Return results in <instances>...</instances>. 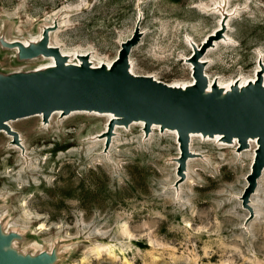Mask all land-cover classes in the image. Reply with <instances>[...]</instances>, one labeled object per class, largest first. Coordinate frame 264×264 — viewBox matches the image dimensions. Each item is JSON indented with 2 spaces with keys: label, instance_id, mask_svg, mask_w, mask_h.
<instances>
[{
  "label": "rangeland",
  "instance_id": "374dc122",
  "mask_svg": "<svg viewBox=\"0 0 264 264\" xmlns=\"http://www.w3.org/2000/svg\"><path fill=\"white\" fill-rule=\"evenodd\" d=\"M228 9L201 55L209 80L228 82L253 77L264 54V0H0V35L34 41L56 20L57 46L106 63L140 15L132 71L175 85L192 81L186 41L201 45ZM225 34L232 42L220 41ZM9 49L0 45V72L43 60H18ZM55 114L48 123L10 121L21 150L0 131V223L22 232L20 251L56 245L55 264H264L263 172L249 195L251 218L243 206L253 147L195 138L181 177L172 130L145 135L140 123L114 124L105 149L106 115Z\"/></svg>",
  "mask_w": 264,
  "mask_h": 264
},
{
  "label": "water",
  "instance_id": "95a60500",
  "mask_svg": "<svg viewBox=\"0 0 264 264\" xmlns=\"http://www.w3.org/2000/svg\"><path fill=\"white\" fill-rule=\"evenodd\" d=\"M225 15L222 19H224ZM139 15L132 35L122 41L116 58L109 66H93L89 55H79L80 63L68 61L60 47L49 44V32L57 28L44 26L37 40L27 44L19 40L7 41L0 35V45L16 50L18 60L53 57L54 64L43 68L0 72V130L11 136V142L21 149L19 133L8 121L31 115H42L43 123L49 121L53 112L60 116L73 111L110 113L105 149L109 146L114 124L128 127L135 121L143 122L147 135L152 125L160 131H175L180 144L179 174L187 157L195 155L189 150L191 134L202 137L219 136L220 141L231 143L237 140V151L250 149V140L255 141L249 183L243 194V206L253 216L249 195L255 191L257 178L264 169V83L261 67L253 82L239 86L236 81L228 88L220 87L204 72L205 62L201 55L213 38L206 39L194 51L190 60L195 81L186 86L172 85L152 75L134 74L130 71L129 54L138 43L142 31ZM224 24V23H223ZM196 47V45H195ZM23 235L14 230H5L0 223V264H55L59 258L57 246L37 253L20 251L14 242Z\"/></svg>",
  "mask_w": 264,
  "mask_h": 264
},
{
  "label": "bare ground",
  "instance_id": "6f19581e",
  "mask_svg": "<svg viewBox=\"0 0 264 264\" xmlns=\"http://www.w3.org/2000/svg\"><path fill=\"white\" fill-rule=\"evenodd\" d=\"M231 13H230V10L228 9V11H226V12H221L220 13V16L221 17H223V15H225V17L226 16H229ZM221 17L219 18V20H218V24H217V26H216V28L210 33V34H208L203 40H202V43H205L206 41V39L208 38V36H209V38L211 37H215L216 35H217V33H218V31L221 29V26H223V19H221ZM224 17V18H225ZM50 20V19H49ZM53 23H54V20H53ZM53 23L52 24H49V23H45V25H43L41 28H40V30H39V32H38V35H37V37L39 38L40 37V35H41V33H42V30H43V27L44 26H51V25H53ZM228 24H229V21L226 23V27L228 28L229 26H228ZM9 26V25H8ZM41 26V25H40ZM7 27V26H6ZM14 27V26H13ZM224 28V27H223ZM222 28V29H223ZM2 30V29H1ZM0 30V31H1ZM10 32V31H9ZM9 32H8V34H9ZM3 35V34H2ZM53 36H54V31H50L49 32V44L50 45H56L55 43H54V41H53ZM225 38L224 37H221V39H220V41H222L223 43H230V42H232L231 41V39H229L228 37H227V35L225 34ZM7 41H14V39H10L9 37H4ZM16 38V37H15ZM35 40H37V39H35ZM20 41V40H19ZM23 43H25V44H27L28 43V41L27 42H25V41H22ZM186 43H187V45L189 46V48L191 49V54H190V56L189 57H186V60H189V59H191L192 57H193V55H194V51H196V50H198L199 48H200V44H197V43H195L194 41H193V39L192 38H189V40H187L186 41ZM216 44H217V42H215ZM221 43V42H220ZM195 45H196V47H195ZM218 45V44H217ZM10 50V49H9ZM12 50V49H11ZM10 50V51H11ZM14 50V49H13ZM60 50H61V52L64 54V55H67L68 56V61L69 62H71V63H75V64H78V63H80V59H79V55H86L87 54V52L86 53H75V52H66V51H64L61 47H60ZM88 55H89V53H88ZM206 56V55H205ZM205 56L204 57H200V61H203V62H205V63H209V61L208 60H204V58H205ZM263 56H264V54L262 55V58H260L259 59V61H257V66H256V69H255V71H254V75H253V77H244V78H242V77H239V78H237V79H234V80H230V81H228V82H222V81H220L219 80V78L218 77H216L215 78V80L217 81V84L220 86V87H223V88H226V89H228L235 81H236V83H238V85L239 86H243V85H246L247 83H250V82H253L254 80H255V78H256V73H257V71H259L260 69H261V67H263V69H264V63H263ZM34 59H43V60H41L40 61V64L36 67V68H43V67H47V66H51V65H53L54 64V59H53V57H46V56H43V55H41L40 57H38V58H34ZM29 60V59H28ZM27 60V61H28ZM89 60H90V62L92 63V65L93 66H99V65H101V64H106L107 66H109L110 64H111V62H98V63H96L95 61H94V59H93V55L91 54V56H89ZM262 60V61H261ZM20 62H22V61H20ZM129 63H130V71L133 73V71H132V63H131V61L129 60ZM189 67H190V71H191V75H192V72H193V68H194V65H193V63L191 62V65L189 64ZM205 72V71H204ZM154 77V76H153ZM209 79V78H208ZM195 81V79H194V77H193V75H192V81L191 82H186V83H177V84H175V85H179V86H186V85H189V84H192L193 82ZM212 81L213 80H209V83H212ZM263 83H264V73H263ZM74 112H76V111H73V112H71V114L72 113H74ZM85 112H87V111H85ZM55 113H59L58 111H55V112H53L52 113V115L51 116H53ZM92 113H94V114H97V115H106L108 118H107V120L106 121H109L110 119H111V117H112V114H110V113H98V112H92ZM77 114V113H76ZM83 114V113H82ZM38 116H40V117H42V115L41 114H37ZM56 115V114H55ZM37 116V117H38ZM105 116V117H106ZM12 121V120H11ZM48 123V122H47ZM134 123H140L142 126H143V122L142 121H139V122H137V121H135V122H132L131 123V125L132 124H134ZM8 124L10 125V127L12 128V129H14L13 128V126L11 125V122L10 121H8ZM47 125V124H46ZM140 125V126H141ZM155 127H158L157 125H152V129H154ZM156 129V128H155ZM1 132H4L5 133V135L6 136H10V135H8L7 133H6V131H4V130H0ZM170 131V130H169ZM174 133H175V131H173ZM105 133V132H104ZM198 137H201V138H203V139H208V140H216V141H218V142H222V141H220V138H219V136L218 135H216L215 137H213V138H211V137H202L200 134H191L190 135V141L192 142L195 138H198ZM104 142V141H103ZM223 143V142H222ZM250 143H251V147H253L254 149H255V141H253V140H250ZM227 144V143H226ZM231 144H233L232 146H235V147H237V145H238V143H237V140L235 139L233 142H231V143H228V145H231ZM14 145H16V144H14ZM13 145V146H14ZM15 148L17 147V145L16 146H14ZM19 150H21L20 149V147L18 146L17 147ZM16 148V149H17ZM190 150H191V147H190ZM192 151V150H191ZM253 157H254V151H253V153H252V159H253ZM263 173H264V169H263ZM14 231H16V230H14ZM22 233V232H21ZM65 247V246H64ZM66 247H67V245H66Z\"/></svg>",
  "mask_w": 264,
  "mask_h": 264
}]
</instances>
